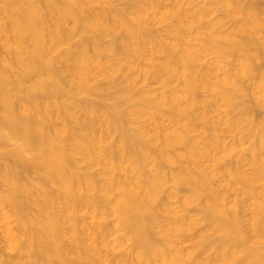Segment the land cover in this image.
<instances>
[{"label":"bare ground","instance_id":"bare-ground-1","mask_svg":"<svg viewBox=\"0 0 264 264\" xmlns=\"http://www.w3.org/2000/svg\"><path fill=\"white\" fill-rule=\"evenodd\" d=\"M169 1L158 18L166 7L158 0H0V264H214L203 256L209 249L220 253L219 264H264V118L241 108L228 120L231 131L244 123L238 143L248 139L249 153L232 155L222 138L204 148L191 143L195 120L205 128L214 108L197 100L203 90L232 112L243 93L264 110V0L190 8L193 0ZM216 12L228 21L204 22ZM162 31L171 42L154 34ZM235 54L232 72L215 79L197 65L214 55L218 68ZM148 57L142 74L161 84L160 93L138 89L133 78ZM95 92L100 100L82 98ZM132 114L158 136L143 134ZM212 156L225 165L210 170L204 160ZM101 164V173L91 170ZM174 199L195 210L189 224L179 226ZM82 210L100 223L91 227ZM201 223L193 255L176 254L171 238Z\"/></svg>","mask_w":264,"mask_h":264},{"label":"rangeland","instance_id":"rangeland-1","mask_svg":"<svg viewBox=\"0 0 264 264\" xmlns=\"http://www.w3.org/2000/svg\"><path fill=\"white\" fill-rule=\"evenodd\" d=\"M158 1L162 4V6L166 5V7L162 8L161 10L156 11V12H158L157 13L158 18H160L162 15V12L170 9L169 7L172 4V2L169 0H158ZM200 1H203V0H193V3L190 5H187L186 8H190L193 6H195V7L201 6L203 3H201ZM261 3H262L261 7L264 9V2H261ZM122 4H123V1L115 2V5H117L119 7H122ZM95 6H96V8H101L100 4H96ZM212 20L224 23V22L228 21V18H225L224 14L222 15L220 12H216V13L210 15L209 17H207L204 20V22H208V21H212ZM168 23L174 25L176 23V21L174 22V20H172V21H168ZM165 24H167V23H165ZM149 26L153 30L154 29L156 30L159 27L161 28V26H154V25H149ZM162 26H165V25L162 24ZM154 34L156 36L162 37L168 43L171 42L170 39L167 40L164 38V36H163L164 32L163 31L159 32V33H154ZM201 36H202V33H197V34L191 35V37L197 39L193 42L194 48L200 47L198 39L201 38ZM263 48H264V46H263ZM0 49L2 51H4V45H3L2 41H0ZM179 49H182V48H179ZM215 58L216 57L214 55H208L206 57H203L197 64L200 67H203L204 69H211L214 72V76H213L214 79L218 76L225 75L227 73H231L233 70L231 63L233 61L238 60L239 56L235 54V55L228 57V59H222L220 66L218 68L215 67V65H214ZM136 63L137 64L134 65V69H135L134 71H136V73L133 74V78H136L138 80L137 88L138 89H145V90H156L158 93H160L162 91L161 84H159L155 80V78H153V77H150L148 79H144V76L142 74L143 69H147L151 66L150 57H148L146 59H142L141 61L136 62ZM246 81L249 84L253 83V80H251V79H247ZM97 83H99V84L104 83V78L99 77L97 79ZM203 91H204V93L202 92V94L199 95L197 100L201 103L202 102H210V103L214 104V108L208 114L209 117H207V120H206L207 125L205 128H202V126H204V122H205L204 120H202V119H196L195 120L196 129L192 132L191 143L195 147L204 148L212 142V138L213 139L214 138H222L223 141L225 142L226 146L233 150L232 155H234V154L236 155L238 153H249L246 150L251 143L248 139L245 140L243 142V144L238 143L239 137H240V132L243 130L244 123L242 121L240 123V121H239L237 130L231 131L230 124L228 123V120L235 119V118H237V116L240 117L241 113H242L241 108H242V110L246 109V110H250V111H252V109L254 108L255 112H253V113H256L261 118H264V110L261 108H257L254 105L253 96L251 94L243 93V94H241L239 101L237 103L240 107L237 108L234 112H232L231 108H228L221 101V98L215 92H213L209 89L203 90ZM82 98L87 99V100H100L101 99L100 98V92H95V93H91L89 95H84ZM117 101H118V99L115 98V99H113L112 102H117ZM131 120H132V123L134 126L141 127V129H142L141 132L143 134L151 135V136H158V129L154 126H151L149 124L148 119H146V118L142 119V118L136 116L135 114H132ZM162 124L164 126L170 127L171 128L170 130H172V128H174L172 126V124L170 123V121L167 120L166 116L162 120ZM113 143H115V137H112L110 139V144H113ZM157 147L160 151L165 150L161 144H158ZM177 151L183 152L184 147H182V146L177 147ZM4 152H5V149L0 148V156ZM100 155L102 157V160L105 161L107 159L106 149L102 150ZM231 156L228 158V160L231 158ZM234 158L235 157H232L233 160H235ZM214 160H215V158L213 156L210 157V160H204L206 165L208 166V168H210V170H212L215 167V165H218L220 167L225 165V161H223V163H221V164H216ZM152 166H153V163H151V165L149 167H152ZM82 167L85 169L84 165ZM164 169L166 171L170 170V168L167 165L164 167ZM91 170L97 174L101 173L103 171V164L98 165V166H94L91 168ZM243 171L245 173H250L252 171V168L249 165H245L243 168ZM120 175L123 177V174L120 173ZM211 186H214V185H211ZM231 187L233 190L239 189V186H237V185L231 184ZM167 190L171 191L170 185L168 186ZM235 194H236V192L231 193L227 198L228 203H230L229 204L230 206H232L234 204L233 201H234L235 196H236ZM237 198H239L240 200L245 202V200L241 196H238ZM173 206H174L175 210L178 212V214L180 215V221L181 222H180L179 226L181 227L183 225L189 224V222H190V219H188L189 215H194L195 210L190 209V210H188L189 212L184 211L182 206H181L179 199H174ZM80 214L86 219V221L88 222V224L91 227H95L101 221L100 219L96 218L88 210H82ZM187 214H188V216H187ZM246 214L248 215V216L247 215L246 216L250 218L251 213L247 212ZM199 217L200 216L197 215V216L192 217L191 219L193 220V219H195V218L197 219ZM2 218H3V215H2V213H0V222H1ZM105 220L107 223L111 224V223H114L115 218L113 216H109ZM203 229H204V225L201 223V224H198L197 226H195L193 229L186 230V232L183 233L184 235L178 236L179 233L175 234V236H173L170 240V244L175 249V253L178 255H182L184 257L192 256L193 255L192 244L197 240V237L200 234V231H202ZM2 231H3V229L1 228V224H0V236L2 235ZM118 235H121V232L112 233L109 236V241L114 242L117 239ZM177 237H179V239L185 237V240L180 242ZM130 247H131V244L127 243L126 248L130 249ZM118 253H120V252H118ZM219 254L214 249H209L203 256L205 258H210L214 262V264H219Z\"/></svg>","mask_w":264,"mask_h":264}]
</instances>
